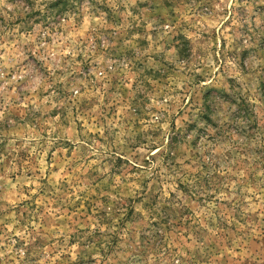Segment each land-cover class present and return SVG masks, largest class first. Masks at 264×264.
<instances>
[{
	"label": "rangeland",
	"instance_id": "374dc122",
	"mask_svg": "<svg viewBox=\"0 0 264 264\" xmlns=\"http://www.w3.org/2000/svg\"><path fill=\"white\" fill-rule=\"evenodd\" d=\"M0 0V264H264V0Z\"/></svg>",
	"mask_w": 264,
	"mask_h": 264
},
{
	"label": "trees",
	"instance_id": "16d2710c",
	"mask_svg": "<svg viewBox=\"0 0 264 264\" xmlns=\"http://www.w3.org/2000/svg\"><path fill=\"white\" fill-rule=\"evenodd\" d=\"M56 3H55V5L56 6H58V5H60L61 3H65V6H66V4H69L68 2V0H57V1H55Z\"/></svg>",
	"mask_w": 264,
	"mask_h": 264
}]
</instances>
